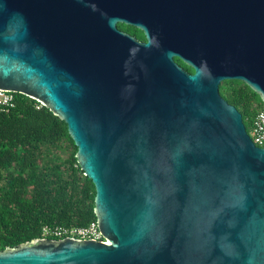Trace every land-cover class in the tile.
I'll return each mask as SVG.
<instances>
[{
	"label": "water",
	"instance_id": "1",
	"mask_svg": "<svg viewBox=\"0 0 264 264\" xmlns=\"http://www.w3.org/2000/svg\"><path fill=\"white\" fill-rule=\"evenodd\" d=\"M198 1L0 0V90L66 124L107 242L36 239L0 264H264V147L219 93L240 81L264 106V0ZM197 48L187 75L174 51Z\"/></svg>",
	"mask_w": 264,
	"mask_h": 264
},
{
	"label": "trees",
	"instance_id": "2",
	"mask_svg": "<svg viewBox=\"0 0 264 264\" xmlns=\"http://www.w3.org/2000/svg\"><path fill=\"white\" fill-rule=\"evenodd\" d=\"M219 93L249 132L259 97L240 81H223ZM11 95L13 107L0 111V252L44 239V228L96 222L95 189L76 162L66 124L36 101Z\"/></svg>",
	"mask_w": 264,
	"mask_h": 264
},
{
	"label": "built area",
	"instance_id": "3",
	"mask_svg": "<svg viewBox=\"0 0 264 264\" xmlns=\"http://www.w3.org/2000/svg\"><path fill=\"white\" fill-rule=\"evenodd\" d=\"M13 107V96L11 93H7L0 90V111L7 112ZM255 114L251 120L250 130L248 135L252 142L257 147H264V112L263 104L255 105ZM44 239L51 237L52 240H61L64 238H72L76 240H92L100 241L105 244L107 242L103 240L100 234L97 223L92 222L86 227H54L43 229Z\"/></svg>",
	"mask_w": 264,
	"mask_h": 264
},
{
	"label": "flooded vegetation",
	"instance_id": "4",
	"mask_svg": "<svg viewBox=\"0 0 264 264\" xmlns=\"http://www.w3.org/2000/svg\"><path fill=\"white\" fill-rule=\"evenodd\" d=\"M198 0L197 8L195 9L196 17H198ZM193 22V21H192ZM138 25L143 26L145 29L138 27ZM117 30L130 38H133L139 44H146L148 41L153 40L152 31L148 21L141 20H131L126 17H120V21L116 24ZM197 33H194L193 39L197 36ZM198 39V38H197ZM198 41V40H197ZM175 55L172 57V61L179 67L185 74L193 75L195 68L199 67L198 65V48L197 52L185 51L177 52L174 51Z\"/></svg>",
	"mask_w": 264,
	"mask_h": 264
}]
</instances>
